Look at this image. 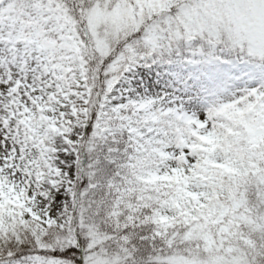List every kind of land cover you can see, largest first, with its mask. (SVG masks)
Segmentation results:
<instances>
[{
  "label": "snow or ice",
  "instance_id": "snow-or-ice-1",
  "mask_svg": "<svg viewBox=\"0 0 264 264\" xmlns=\"http://www.w3.org/2000/svg\"><path fill=\"white\" fill-rule=\"evenodd\" d=\"M0 264H264V0H0Z\"/></svg>",
  "mask_w": 264,
  "mask_h": 264
}]
</instances>
